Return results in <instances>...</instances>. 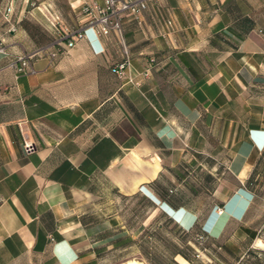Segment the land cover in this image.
<instances>
[{
    "label": "crops",
    "instance_id": "obj_1",
    "mask_svg": "<svg viewBox=\"0 0 264 264\" xmlns=\"http://www.w3.org/2000/svg\"><path fill=\"white\" fill-rule=\"evenodd\" d=\"M84 2L0 0V264H114L127 254L194 264L193 234L161 212L186 230L200 219L187 203L162 201L183 187L186 164L235 177L215 192L224 213L213 209L203 230L219 239L235 223L231 240L258 246L247 222L254 195L242 185L264 161V0H149L143 23L124 18L125 77L114 71L115 33L90 28L68 47ZM45 46L59 54L35 60L36 73L10 66ZM231 240L201 256L241 260Z\"/></svg>",
    "mask_w": 264,
    "mask_h": 264
},
{
    "label": "rangeland",
    "instance_id": "obj_2",
    "mask_svg": "<svg viewBox=\"0 0 264 264\" xmlns=\"http://www.w3.org/2000/svg\"><path fill=\"white\" fill-rule=\"evenodd\" d=\"M211 164L214 162L213 159H210ZM181 170V169H180ZM182 179L180 182H176L175 184H183V187L179 190L174 188V201L183 202L189 204V206L199 213L201 217L199 229L201 232L206 231L203 230L204 224L208 219L209 215L212 213L216 203H221L217 199L215 192L218 188L223 184L231 187L235 185V177L230 173H221L215 171L211 168H201L197 166H189V164L185 165V168H182ZM184 179V181H182ZM174 184V185H175ZM254 187L257 190L258 196L256 198L255 204L249 212L247 222L248 224L255 228L257 231V236L259 240V246H255V241H250L249 239H239L235 238L231 240V236L234 235L238 226L235 223L229 224L226 232L221 235V240H216L212 235L207 233V240L205 242L206 246H217L218 241L221 244L225 243L227 240H231L234 245H237L240 248V252L244 251L246 254L241 259L245 264H264V170L259 175L258 180L254 182ZM218 213V211H217ZM216 234L219 231V227L215 229ZM220 239V238H219ZM251 249L249 253V249ZM252 251H256L252 252ZM248 252V253H247ZM172 255H136V254H127V255H113L115 259L114 264H126L129 260L135 259L139 262H144L145 264H167L169 263V259H171ZM218 256V255H217ZM191 257V256H190ZM226 264H237L236 260L241 257L240 255L227 254L226 256ZM198 257L197 254L193 257L195 260L194 264H218L214 258L211 257V260L208 258ZM204 261V262H203Z\"/></svg>",
    "mask_w": 264,
    "mask_h": 264
},
{
    "label": "built area",
    "instance_id": "obj_3",
    "mask_svg": "<svg viewBox=\"0 0 264 264\" xmlns=\"http://www.w3.org/2000/svg\"><path fill=\"white\" fill-rule=\"evenodd\" d=\"M81 14L84 17L83 25L65 34L64 38L68 40V47H73L76 42L85 37L84 32L87 29H94L100 36L108 37L111 33H115L118 37L120 47L122 49L123 61L114 68L115 73L119 77L126 76V70L131 65V50L124 34V18L130 13L137 23H143L144 12L148 8L149 0H84ZM12 12V8L8 9V16ZM3 52L4 50L1 49ZM59 54L58 49H52L50 46L38 48L29 53L20 55L12 59L10 66L22 74H34L36 69L34 61L38 58L47 57L53 63ZM25 150L28 154L36 150V145L31 142L25 144ZM218 214H223L224 209L218 208ZM195 240L200 247L197 256L200 257L202 252L206 251L205 242L207 236L197 234Z\"/></svg>",
    "mask_w": 264,
    "mask_h": 264
},
{
    "label": "trees",
    "instance_id": "obj_4",
    "mask_svg": "<svg viewBox=\"0 0 264 264\" xmlns=\"http://www.w3.org/2000/svg\"><path fill=\"white\" fill-rule=\"evenodd\" d=\"M263 170H264V161H263V166H262L260 172L262 173ZM261 173H258V174L256 173V174L252 175L249 178V180H247V182L242 185L243 188H245L246 190L250 191L254 195L253 204H252L251 208L248 210V212H250V210L252 209L253 205L255 204L256 198L258 196L257 190L254 187V182L258 180V177H259V175ZM173 196H174V189H170L167 192V195L162 199V201L164 203H167L170 207H172L173 209H176V210H178V209L186 206V205H183L181 202L174 201ZM161 212L167 217V220H168V223L169 224H172L173 226L175 224V225H177L179 227V229H180V231L182 232L183 235L187 236L190 233L193 234L192 242H193V244L195 245V247L197 249L196 252H198V250H200V247H198V244H197V242L195 240L196 235L197 234H203V235H206L207 236V233L205 234V232H203V231L201 232V230L199 229L201 217L198 220V222L191 229L186 230V229H183L182 227H180L179 224L174 220V218L171 217L167 212H165L164 210H161ZM229 224H231V223H229ZM229 224H228V226H229ZM216 240H221V238L220 239H216ZM218 242L219 243H218L217 246H214V247H211L210 246L209 247V246H206L205 245V247H203L202 249H204V248H208L209 249L210 248L211 250H214V251L216 250L218 252V248L220 246L221 247V251L226 250L225 249V246L223 244H221L220 241H218ZM221 251H219V253H217V255L220 256V258L226 262V259H225L226 257H224V255L221 253ZM250 252H251V249H249V253ZM252 252H255L256 253V251H252ZM228 254H233V253H231L228 250ZM154 255H158V254H154ZM160 255H163V254H160ZM171 255H172L171 256V259H169V263H167V264H171L170 260L171 261L173 260L172 257L174 256V254H171ZM183 256H185L186 258H189L191 260V257L189 255L186 254V255H183ZM236 263H238V264H245L244 261L243 260H240L239 258L236 260ZM158 264H161V263L158 262Z\"/></svg>",
    "mask_w": 264,
    "mask_h": 264
},
{
    "label": "bare ground",
    "instance_id": "obj_5",
    "mask_svg": "<svg viewBox=\"0 0 264 264\" xmlns=\"http://www.w3.org/2000/svg\"><path fill=\"white\" fill-rule=\"evenodd\" d=\"M260 244L258 243V246H259ZM126 264H145V263H143V262H139V261H137V260H135V259H132V260H129Z\"/></svg>",
    "mask_w": 264,
    "mask_h": 264
}]
</instances>
